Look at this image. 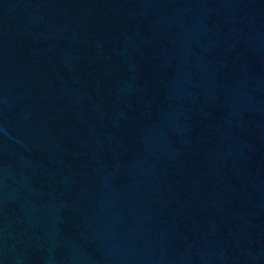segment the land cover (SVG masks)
Here are the masks:
<instances>
[{"label":"water","instance_id":"water-1","mask_svg":"<svg viewBox=\"0 0 264 264\" xmlns=\"http://www.w3.org/2000/svg\"><path fill=\"white\" fill-rule=\"evenodd\" d=\"M0 264H264V0H0Z\"/></svg>","mask_w":264,"mask_h":264}]
</instances>
